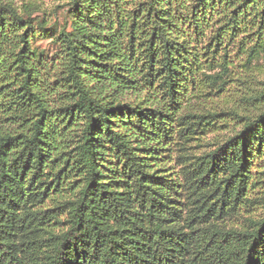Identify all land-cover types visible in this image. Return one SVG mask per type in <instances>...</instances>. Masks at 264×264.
I'll list each match as a JSON object with an SVG mask.
<instances>
[{
    "label": "trees",
    "instance_id": "1",
    "mask_svg": "<svg viewBox=\"0 0 264 264\" xmlns=\"http://www.w3.org/2000/svg\"><path fill=\"white\" fill-rule=\"evenodd\" d=\"M0 0V264H264V0Z\"/></svg>",
    "mask_w": 264,
    "mask_h": 264
},
{
    "label": "rangeland",
    "instance_id": "2",
    "mask_svg": "<svg viewBox=\"0 0 264 264\" xmlns=\"http://www.w3.org/2000/svg\"><path fill=\"white\" fill-rule=\"evenodd\" d=\"M7 1H13L16 5H20L21 3L23 2H27V1H30V2H34V3H39V4H43L44 3V6H45V9H49V7H53V3H52V0H7ZM264 78V74L263 76H261Z\"/></svg>",
    "mask_w": 264,
    "mask_h": 264
}]
</instances>
